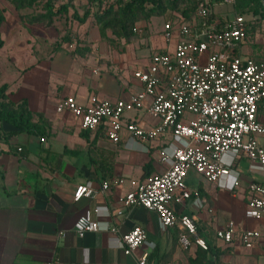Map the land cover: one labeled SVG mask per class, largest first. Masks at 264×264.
Returning a JSON list of instances; mask_svg holds the SVG:
<instances>
[{
	"label": "crops",
	"instance_id": "obj_1",
	"mask_svg": "<svg viewBox=\"0 0 264 264\" xmlns=\"http://www.w3.org/2000/svg\"><path fill=\"white\" fill-rule=\"evenodd\" d=\"M166 15L157 30L149 27L152 17L136 23L139 37L130 42L116 38L109 29L102 37L90 17L84 23L73 20L75 31L85 35L79 46L90 49L84 55L74 53L75 40L53 51L37 45L31 36L2 29L1 24L0 62L10 68L0 85H7L8 100L25 99L34 119L41 115L50 128L41 139L36 134L13 133V127L0 122V264H137L136 258L143 253L171 264H264V238L245 247L236 239L227 244L215 236L229 220L237 231L264 230V219L244 216L248 185L264 184L262 172L250 167L247 159L234 160L238 184L232 189L188 172L183 183L191 197L176 205V212L193 219L197 236L207 248L195 244L194 237L184 248L176 225L163 230L154 211L127 208L121 202L135 183L164 170L158 157L169 138L142 141L123 132L120 142L113 144L103 125L94 131L83 130L75 116L55 110L57 102L70 95L85 104L92 96L114 101L139 91L141 84L133 78V70L146 68L153 53L173 48L175 38L169 42L162 38L169 11ZM127 117L155 123L141 110ZM258 119L264 122L263 110L258 111ZM257 140L264 145V134ZM116 178H123V184L101 190L103 182ZM82 183H90L98 192L74 201V189ZM198 198L204 203L199 204ZM87 209L101 229L78 237L73 224ZM134 225L144 228L146 240L127 255L119 239Z\"/></svg>",
	"mask_w": 264,
	"mask_h": 264
},
{
	"label": "built area",
	"instance_id": "obj_2",
	"mask_svg": "<svg viewBox=\"0 0 264 264\" xmlns=\"http://www.w3.org/2000/svg\"><path fill=\"white\" fill-rule=\"evenodd\" d=\"M222 4L233 6L235 0H197L195 15L200 24L177 12L170 13L162 38L166 42L175 38L173 48L153 53L146 68L133 70V78L141 84L139 91L114 101L92 96L85 104L70 95L55 106L56 112L75 116L83 130L94 131L103 125L113 144L120 142L123 132L142 141L169 138L158 157L164 170L135 183L121 202L127 208L140 206L154 211L163 230L176 225L180 230L178 241L184 248L191 244V237L195 244L207 248L197 236L193 219L176 212L175 206L183 205L191 197L183 183L188 172L232 189L238 184L232 165L242 157L264 176V145L257 140L264 134V122L258 119V111H264V50L260 60L239 53L246 38V18L233 10L231 19L227 15L221 17L215 6ZM140 110L155 123L148 125L143 119L127 117L129 112ZM123 182V178H116L103 182L100 188L105 191L109 185L119 186ZM248 187L250 197L244 216L264 219V184L252 182ZM97 192L90 183L78 184L73 200L92 198ZM197 201L204 203L202 198ZM100 229L89 209L73 224L78 237ZM215 236L227 244L236 239L250 247L255 240L264 238V230L237 231L235 223L229 220L215 231ZM145 240L144 228L134 225L121 235L119 247L124 254L131 255ZM136 263L171 264L152 260L147 253L138 256Z\"/></svg>",
	"mask_w": 264,
	"mask_h": 264
},
{
	"label": "trees",
	"instance_id": "obj_3",
	"mask_svg": "<svg viewBox=\"0 0 264 264\" xmlns=\"http://www.w3.org/2000/svg\"><path fill=\"white\" fill-rule=\"evenodd\" d=\"M58 0H46L44 4V12L31 18L33 23H45L51 25L54 18L70 14L71 19L78 23H84L89 17H92L95 24L98 25L102 37H105V31L111 30L112 34L118 39H124L126 42L133 41L139 37V33L135 28L139 21H148L152 16L163 15L167 11L177 12L187 20H192L197 24L201 21L195 15V6L197 0H111L106 6L102 5L103 0H87L91 3L82 14L73 7L72 0H66L56 6ZM16 9L33 5L35 0H11ZM95 8V10H93ZM92 11H91V10ZM235 13L243 15L246 18V38L245 43L249 46L257 44L256 50L249 56L255 60H260L263 56L264 45L256 43L254 36L261 30V23L264 21V0H235L232 6ZM5 17L3 10L0 9V26L4 22ZM211 19H207L209 22ZM84 37V36H83ZM72 39L65 35L63 42L71 43ZM74 53L84 55L90 49L79 43L85 41V38L76 40ZM3 39L0 33V48L3 46ZM61 43L53 48V51L60 49ZM253 47V46H252ZM7 85H0V122H5L13 127L16 132H26L28 134H36L42 138L47 134L50 123L41 115L34 119L33 114L28 108L25 99L19 102H12L6 97ZM8 134L6 136H9Z\"/></svg>",
	"mask_w": 264,
	"mask_h": 264
},
{
	"label": "rangeland",
	"instance_id": "obj_4",
	"mask_svg": "<svg viewBox=\"0 0 264 264\" xmlns=\"http://www.w3.org/2000/svg\"><path fill=\"white\" fill-rule=\"evenodd\" d=\"M65 1L66 0L56 1V6ZM110 1L111 0H103L102 5L106 6ZM45 2L46 0H35L33 5L16 9L11 0H0V9L3 10V14L6 18L2 25V29L6 28L10 33H22L25 34L26 37L31 36L35 38L37 45L52 49L58 44H62V38L65 35L70 37L73 41L85 38L84 34L78 33L73 28L75 23H73V20L70 16L72 12L71 8L67 14H62L54 18L51 25L31 22V18L44 12ZM72 4L80 14H82L84 9L91 5V3H89L87 0H72ZM93 10H95V8ZM232 10V6L228 4L215 6V12L218 15L221 17L227 15L229 19L233 17ZM166 17V13L163 15L152 16L149 27L153 30L159 29ZM90 19L92 20V17H90ZM254 41L264 45V21L261 23V30L256 36H254ZM252 46H249L243 41L241 46L238 48V51L241 55H250L254 50H256L257 44H255V47L254 44ZM9 68L10 66L4 68L3 63L0 62V81H2L5 71Z\"/></svg>",
	"mask_w": 264,
	"mask_h": 264
}]
</instances>
